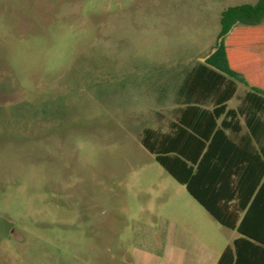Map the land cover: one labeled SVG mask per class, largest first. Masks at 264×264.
I'll return each instance as SVG.
<instances>
[{
  "label": "rangeland",
  "instance_id": "obj_1",
  "mask_svg": "<svg viewBox=\"0 0 264 264\" xmlns=\"http://www.w3.org/2000/svg\"><path fill=\"white\" fill-rule=\"evenodd\" d=\"M257 1L0 0V264H197L221 248L228 230L140 137L167 129L222 10Z\"/></svg>",
  "mask_w": 264,
  "mask_h": 264
},
{
  "label": "trees",
  "instance_id": "obj_2",
  "mask_svg": "<svg viewBox=\"0 0 264 264\" xmlns=\"http://www.w3.org/2000/svg\"><path fill=\"white\" fill-rule=\"evenodd\" d=\"M263 67L264 0L228 6L221 12L213 51L184 72L167 129L147 126L140 137L157 162L216 221L241 233L246 230L243 221L238 223L239 211L249 197L243 199L236 148L229 151L234 160L227 159L225 143L234 140L226 129L236 135L245 124L254 136V118L261 120L264 113ZM238 82L249 89L239 106L229 108L227 102L237 93ZM240 238L234 242L237 248ZM234 254L232 246H227L218 264Z\"/></svg>",
  "mask_w": 264,
  "mask_h": 264
},
{
  "label": "crops",
  "instance_id": "obj_3",
  "mask_svg": "<svg viewBox=\"0 0 264 264\" xmlns=\"http://www.w3.org/2000/svg\"><path fill=\"white\" fill-rule=\"evenodd\" d=\"M248 89L245 83L238 82L237 93L227 102L228 107L239 106ZM240 91L241 94H239ZM261 118L264 120V113ZM262 119L254 118L252 128L254 136L250 134V128L245 124L241 126L236 135L231 129H226V133L234 141L225 143L224 147L228 149V152L236 148L235 155L243 199L246 200L249 197L245 208L239 211L238 221L239 224L243 221L246 232L241 233L237 229L224 226L228 230L227 240L214 253L198 256L195 259L197 264H218L227 246H232L235 254L231 258L224 259V264H264V123ZM241 122L243 123L244 120ZM227 159L228 161L234 160V153L229 152ZM237 238H240L238 248L234 245ZM237 249L239 254L236 253Z\"/></svg>",
  "mask_w": 264,
  "mask_h": 264
}]
</instances>
